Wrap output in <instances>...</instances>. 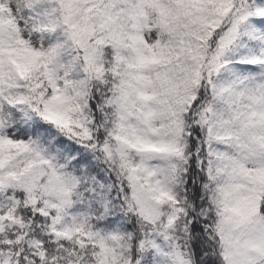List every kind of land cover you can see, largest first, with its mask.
Segmentation results:
<instances>
[{
	"label": "snow or ice",
	"instance_id": "6c2138e0",
	"mask_svg": "<svg viewBox=\"0 0 264 264\" xmlns=\"http://www.w3.org/2000/svg\"><path fill=\"white\" fill-rule=\"evenodd\" d=\"M0 264H264V0H0Z\"/></svg>",
	"mask_w": 264,
	"mask_h": 264
}]
</instances>
